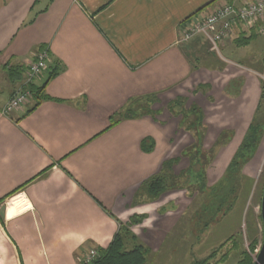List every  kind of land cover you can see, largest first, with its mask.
Listing matches in <instances>:
<instances>
[{"label": "crops", "instance_id": "1", "mask_svg": "<svg viewBox=\"0 0 264 264\" xmlns=\"http://www.w3.org/2000/svg\"><path fill=\"white\" fill-rule=\"evenodd\" d=\"M251 1L231 0L237 5ZM220 2L0 0V264H81L90 250L106 248L119 223L135 215L144 218L132 233L158 250L182 212L183 193L164 192L151 203H136L141 183L192 143L179 125L184 105L211 106L215 89L247 75L230 64L223 72L205 64L204 54L214 53L200 37L178 43L187 22ZM261 27L264 23L235 26L220 52L242 55L247 45L235 42L263 36ZM43 51L47 67L33 86H42L50 99L30 112L33 100L2 116L28 66ZM200 85L211 86L207 99L200 97ZM249 85L246 81L242 95L228 100L234 105L230 119L236 133L223 161L215 160L209 169V185L227 167L256 108L259 89L250 85V99ZM151 95L156 96L150 105L154 118L107 128L110 117L130 101ZM179 99L171 112L169 106ZM218 108L221 116L226 107ZM214 120L206 116L205 139L213 138ZM145 139L153 144L149 152L141 148Z\"/></svg>", "mask_w": 264, "mask_h": 264}, {"label": "rangeland", "instance_id": "2", "mask_svg": "<svg viewBox=\"0 0 264 264\" xmlns=\"http://www.w3.org/2000/svg\"><path fill=\"white\" fill-rule=\"evenodd\" d=\"M225 2L227 1L223 0L222 3ZM203 42L205 41L203 40ZM204 56L207 59L205 64L209 62L208 66H213V69L216 68L218 72H223V68L230 64V67L236 69L239 67L246 71L247 75L241 74L239 80H237V76L234 77L233 79L236 80H232L224 88L215 89L216 92H213L212 89L208 90L210 85H200L198 93L202 99H207L209 93L213 92L212 100L209 103L211 106L215 104L214 111H209L212 109L211 106H200L197 103L188 107L184 105L181 110L183 120L179 125L184 132L192 137L193 141L182 149L180 155L171 158L177 159L174 167L177 166L179 170L176 172L173 167V174L177 179L168 183H175L176 187L169 188L165 192H182L183 198H180L179 203L183 202V209L178 213L172 230L165 232L158 250H153L142 243L146 248V264H197L210 255H212L209 259L210 264H237L242 258L241 253L245 252L248 256L250 253H254L249 248V232L257 238L256 249L261 244L260 199L264 184V118L260 140L253 156L245 159L248 161L242 167L241 178L236 182L234 195L228 193L230 183L225 180L230 162L213 184H208L207 173L215 160L223 161L225 150L228 149V145L236 133L235 127L237 126H232L230 119L234 117V105H230L228 100L231 98L234 101L242 95L246 81L250 85L258 86L259 96L255 103L256 108L248 118L249 123L245 132L244 123L241 125L243 128L241 132H244V135L231 160L238 152L237 150L253 122L257 108L262 102L264 35H256L254 40L249 41L247 47L243 49L242 55L222 51L217 57L210 52ZM250 85L245 89V94L247 93V96L252 99ZM219 104L223 109L226 107L221 116ZM208 115L212 120L215 119L212 127L217 133L216 135L214 132L209 133L210 137L213 136L212 140L205 139L209 130V126L206 124ZM139 201L148 202L145 197L140 198ZM151 202L153 201L148 203ZM235 234H238V238L235 237L228 241ZM235 240L240 245L238 250L234 247L233 241Z\"/></svg>", "mask_w": 264, "mask_h": 264}, {"label": "trees", "instance_id": "3", "mask_svg": "<svg viewBox=\"0 0 264 264\" xmlns=\"http://www.w3.org/2000/svg\"><path fill=\"white\" fill-rule=\"evenodd\" d=\"M231 2V0H226ZM256 35L249 37H242L235 42L236 47H244L249 41L253 40ZM15 70V69H14ZM23 71V70H22ZM19 76L22 77L21 71H19ZM53 73L48 76V79L53 77ZM31 92V100L35 101V106L29 110H34L42 100L50 99L48 96L43 94V87H35L32 85L29 86ZM261 100L253 122L250 124L246 136L240 145L238 152L235 154L233 159L230 161L227 168L225 180L229 184V194L234 195L236 191V182L241 177L242 167L247 163L245 159L253 156V153L256 149V146L260 140L262 131H263V118H264V87L263 94H261ZM156 101V96H146L141 98H136L135 100L130 101V103L118 113H115L109 119V125L107 128H110L117 123L123 120H132L139 119L143 116H151L154 118L155 112L150 108V105L154 104ZM180 105V99L174 102V105L169 106V110L173 112L176 105ZM197 111V110H196ZM181 112V111H180ZM174 113V112H173ZM147 144V147L145 146ZM150 144V145H149ZM153 144L150 139H145L141 142V148L143 151H151ZM177 163V159L165 160L161 163V167L158 173L152 175L147 180L141 183L139 191L137 193V201L142 197L147 198V201H155L163 192L169 188H175L176 184H169V181L176 180L177 177L173 174V167ZM226 182V183H227ZM169 184V187H168ZM143 216H133L125 224L119 223V228L117 233L114 235L110 244L104 248L97 250V256L92 261L91 264H146V248L144 245L139 242V239L131 231V228L135 225H138L142 222ZM261 220V218H260ZM249 248L251 252L256 250L258 241L256 236L249 232ZM238 238V234L231 236L229 240L233 238ZM236 241V240H235ZM234 242L235 249H239V242ZM242 258L237 262V264H252V259L245 253H241ZM210 255L205 260L197 264H210L209 259Z\"/></svg>", "mask_w": 264, "mask_h": 264}, {"label": "built area", "instance_id": "4", "mask_svg": "<svg viewBox=\"0 0 264 264\" xmlns=\"http://www.w3.org/2000/svg\"><path fill=\"white\" fill-rule=\"evenodd\" d=\"M259 22L264 23V0H253L243 5L221 2L212 10L201 14L193 21L187 22L181 31L178 43H188L200 37L208 44L211 52L220 56V49L231 36L235 26L242 25L251 28ZM259 33H264V27L259 29ZM47 60V51H43L37 56V60L28 66L22 84L14 90L10 99L1 109L2 116L8 117L31 101L29 86L43 75L47 67ZM259 248L253 254H249L252 261H255ZM96 256L97 251L90 250L81 264H91Z\"/></svg>", "mask_w": 264, "mask_h": 264}, {"label": "water", "instance_id": "5", "mask_svg": "<svg viewBox=\"0 0 264 264\" xmlns=\"http://www.w3.org/2000/svg\"><path fill=\"white\" fill-rule=\"evenodd\" d=\"M260 218H261V245L257 253L255 261H252V264H264V184L262 188V194L260 199Z\"/></svg>", "mask_w": 264, "mask_h": 264}]
</instances>
